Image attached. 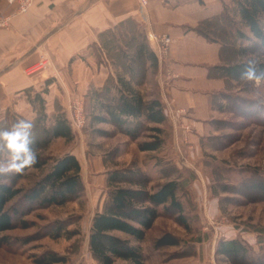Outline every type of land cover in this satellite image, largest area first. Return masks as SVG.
Returning <instances> with one entry per match:
<instances>
[{"label":"rangeland","instance_id":"374dc122","mask_svg":"<svg viewBox=\"0 0 264 264\" xmlns=\"http://www.w3.org/2000/svg\"><path fill=\"white\" fill-rule=\"evenodd\" d=\"M224 2L230 13V0ZM121 45L132 54V46L124 42ZM115 48L111 46L110 56L99 46L92 50L99 65H109L114 60L113 76L114 69L127 71L124 58L113 51ZM248 49L247 58L253 54L264 56V49L256 45L250 44ZM135 68L139 73L136 80L142 79L145 96L160 97V80H167L165 68L156 73L148 69L145 77L141 76L139 65ZM55 85L52 95L46 97L49 116L46 126L34 122L37 111L27 97L26 102L11 104L0 114V126L10 128L18 118L32 120L36 125L33 145L37 144L39 155L49 159L43 169L25 171L16 183L17 188L31 189L48 172L53 159L71 153L81 164L83 192L80 198L63 206L46 208L30 207L20 197L14 199L8 207L23 211L18 220L27 225L20 224L2 234L6 244L0 246V264H39L37 260L43 255L64 258L59 264H98L89 251L90 227L93 216L106 207L111 190L107 177L114 172L128 174L130 180H134V173H140L148 180L145 183L148 190L175 179L178 174L186 180L193 178L179 190L188 229L179 223L175 211L162 212L140 244L146 264H231L218 262L215 256L217 240H230L228 237L241 238L253 246V259L243 264H264V82L254 88L224 81L223 89L210 97L209 116L203 120L202 134L185 124L186 110L174 124L169 113L172 103H163L168 118L164 145L160 151L151 153L138 149V144L150 140L148 132L132 141L111 126L90 123L91 94L96 87L89 86L79 92L71 84L67 99L65 88ZM163 94L167 95L165 91ZM73 96H80L84 101V127L79 131L72 128L74 138L70 142L50 140L46 133L50 118L58 111L69 118ZM190 144L196 148H189ZM14 176L0 177V180L13 181ZM57 227L78 234L71 239L56 238ZM164 235L178 237L180 245L157 248L155 242Z\"/></svg>","mask_w":264,"mask_h":264},{"label":"trees","instance_id":"16d2710c","mask_svg":"<svg viewBox=\"0 0 264 264\" xmlns=\"http://www.w3.org/2000/svg\"><path fill=\"white\" fill-rule=\"evenodd\" d=\"M197 32L209 41H221L232 47L233 54L231 53V57L227 56V63L211 69V76L221 77L232 83V78L242 71L250 44L264 49V0H230V13L224 4L222 14L203 22ZM122 42L128 47L132 46V54L124 49ZM97 46L106 52V56H110L111 46H116L113 51L124 58L127 71L114 69L115 75H109L104 86L96 87L91 94L90 123L94 126H111L115 132L132 141L148 132L150 140L138 144L139 151H160L168 124L165 106L160 97L145 96L140 90L142 79L136 80L139 74L136 72V65L140 66L142 77H145L148 69L156 73L159 67L147 34L132 22L122 23L100 33L99 44L92 49ZM113 61L111 59L112 68ZM261 67L264 68V64ZM51 83L52 80H48L41 91L35 88L26 91L28 102L37 111L34 122L43 126H46L49 117L46 112V95ZM49 122L46 133L50 140H73L71 123L65 114L58 111ZM32 147L37 150L38 163L31 169L41 170L48 165L49 159L38 154L37 144ZM52 161L48 172L27 191L16 187L24 174L15 175L13 181L0 180V246L6 244L3 233L20 224L24 227L27 225L18 220L24 215L23 211L14 206L8 207L17 197L30 207L38 208L63 206L80 198L83 192L82 168L76 156L66 153ZM134 176V180H130L131 176L128 174L114 172L107 177V184L111 189L108 202L105 209L92 218L88 244L89 251L98 264H146V256L140 244L145 241L147 232L156 219L166 210L175 211L179 223L188 229L179 190L180 186L186 187L193 178L186 180L178 174L175 179H169L156 189L148 190L145 184L147 178L140 173H134ZM162 179H165L164 176ZM160 207L162 211L159 210ZM55 231L56 238L65 236L71 239L78 234L77 231H68L62 227H57ZM180 243L178 237L164 235L155 242V246L177 247ZM253 252V246L241 238H220L215 246L218 262L243 264L253 259ZM63 261L64 258L55 255H43L38 258L37 263L59 264Z\"/></svg>","mask_w":264,"mask_h":264},{"label":"crops","instance_id":"0c3cea01","mask_svg":"<svg viewBox=\"0 0 264 264\" xmlns=\"http://www.w3.org/2000/svg\"><path fill=\"white\" fill-rule=\"evenodd\" d=\"M148 2L142 8L138 0H35L27 14L16 16L10 28L0 30V114L11 104L26 102V91L43 88L48 80L52 83L46 97L52 95L55 84L65 88L67 99L71 84L79 92L89 86L103 87L113 69L110 64L99 65L92 48L99 44L100 33L132 22L147 35L166 34L174 39L164 68L169 65L175 76L160 80L159 96L164 104L171 102L173 109L186 110L183 121L202 134L210 97L223 89L225 81L211 76V69L227 63L233 52L231 46L203 37L197 28L220 16L225 2ZM11 10L6 0H0V13ZM43 59L50 64L47 71L38 69Z\"/></svg>","mask_w":264,"mask_h":264},{"label":"clouds","instance_id":"9594fccd","mask_svg":"<svg viewBox=\"0 0 264 264\" xmlns=\"http://www.w3.org/2000/svg\"><path fill=\"white\" fill-rule=\"evenodd\" d=\"M262 64L264 56L251 55L245 59L242 71L232 78L233 81L258 88L264 82ZM35 127L32 120L24 118L16 119L10 128L0 126V177L23 175L38 163L37 150L32 147Z\"/></svg>","mask_w":264,"mask_h":264},{"label":"built area","instance_id":"2783aa9c","mask_svg":"<svg viewBox=\"0 0 264 264\" xmlns=\"http://www.w3.org/2000/svg\"><path fill=\"white\" fill-rule=\"evenodd\" d=\"M35 0H6V3L8 4V8H13V10L9 12H1L0 13V30L2 29H8L12 25V20L16 16L27 14L30 9L33 7ZM140 6L142 8H146L148 6V0H138ZM149 44L152 48V50L155 52L158 63L161 66V71L165 67L166 61L169 59L170 54L173 49L174 45V39L170 37L169 35L162 34V35H156V34H149L147 35ZM50 68L49 62L46 60H42L38 64V69L47 71ZM164 76L167 80L172 79L175 74L172 71V68L167 65L165 68ZM170 117L173 120L174 124L177 123L178 118L185 114V110L178 109L175 110L173 108H170ZM69 118L70 123L74 131L81 130L85 123H86V116H85V110H84V101L82 97L75 96L70 101V107H69ZM182 128L185 130H189L188 126L182 125Z\"/></svg>","mask_w":264,"mask_h":264}]
</instances>
